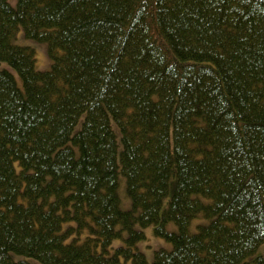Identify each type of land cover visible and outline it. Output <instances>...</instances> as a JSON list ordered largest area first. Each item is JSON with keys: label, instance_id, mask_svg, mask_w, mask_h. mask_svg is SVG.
I'll list each match as a JSON object with an SVG mask.
<instances>
[{"label": "trees", "instance_id": "obj_1", "mask_svg": "<svg viewBox=\"0 0 264 264\" xmlns=\"http://www.w3.org/2000/svg\"><path fill=\"white\" fill-rule=\"evenodd\" d=\"M15 1L0 0V264H149V226L172 244L152 264H250L264 0ZM20 29L47 44L48 70Z\"/></svg>", "mask_w": 264, "mask_h": 264}, {"label": "rangeland", "instance_id": "obj_2", "mask_svg": "<svg viewBox=\"0 0 264 264\" xmlns=\"http://www.w3.org/2000/svg\"><path fill=\"white\" fill-rule=\"evenodd\" d=\"M10 3L12 5H15L16 1L10 0ZM16 43L19 45L30 46V47L35 49L36 58H37L36 67L38 70L44 71V70H48L51 67L52 60L48 55L46 43H42V42L27 38L24 35V32L22 29H20L17 33ZM17 81H18L19 86L22 88L23 85H22V81H21L19 76H17ZM112 126H113L114 130L116 131V133L118 134L119 132H118V129H117L115 123H112ZM171 182H173V179L171 180ZM118 193L120 196L121 208L123 210H130L132 208V201H131V198L127 194L125 178L122 175H120V181H119V185H118ZM169 199H170V195H168L165 198V200L163 202V208H165L167 206ZM206 222H207V220H205L203 218L195 219L191 224V231H193V232L197 231V226L199 224H204ZM64 228H65V226H64ZM169 228L171 230H174V231L177 229L176 225H174V224L169 225ZM144 232H145L146 238L143 241L138 243L137 248L145 254L148 263L152 264L155 251H157L159 249L170 250L172 248V244L169 241H167L166 239L157 236L154 233V227L153 226L146 227L144 229ZM121 244H122V242L120 240H117L114 242L113 248H116L117 246H119ZM12 256L15 260L25 259V260H28L31 264H40L37 260L30 258V257H26V256H22V255H16V254H13ZM258 256L264 257V244H262L256 250V252L254 254L250 255L246 259V261L250 262V264H256L253 262V260ZM126 264H133V263L131 260H129L126 262Z\"/></svg>", "mask_w": 264, "mask_h": 264}]
</instances>
